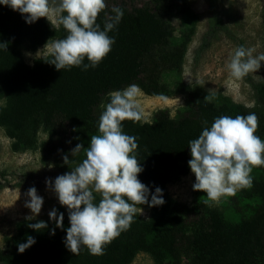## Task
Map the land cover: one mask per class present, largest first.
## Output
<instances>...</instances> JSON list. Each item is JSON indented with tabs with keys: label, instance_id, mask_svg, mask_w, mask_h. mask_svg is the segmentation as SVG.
Here are the masks:
<instances>
[{
	"label": "trees",
	"instance_id": "16d2710c",
	"mask_svg": "<svg viewBox=\"0 0 264 264\" xmlns=\"http://www.w3.org/2000/svg\"><path fill=\"white\" fill-rule=\"evenodd\" d=\"M223 1L209 3L207 26L194 50L195 59L221 35L244 47L231 27L232 8ZM106 5L97 18L101 30L114 15L113 7L124 12L120 23L108 33L115 39L111 51L95 68L60 71L41 57L27 63L23 50L35 51L47 40L64 38L67 32L63 26L57 27L45 17L28 24L18 11L0 5V42H7V50L0 48V99L4 100L0 127L10 140L12 152L39 151L42 164L52 163L64 174L86 158L91 136L100 134L99 117L112 91L136 84L150 96L184 95L191 101L194 115L174 118L158 110L150 122H122L123 132L138 138L136 158L143 168L138 179L149 188V199L156 187L162 189L165 203L137 206L147 215L137 214L130 228L108 244L101 256L91 255L84 246L78 255L68 250L64 243L70 226L68 209L57 204L54 208L64 214V228L56 227L49 216L17 220L15 232L3 239L0 264H131L140 253L149 255L155 264H182L181 247L190 252V264H264V166L253 168L249 197L256 200L257 207L248 215L232 216L204 203L200 216L187 226L166 188L169 181L190 170L188 142L198 138L203 127H210L216 117L235 118L254 112L259 119L255 134L264 140V80L245 77L252 92L249 106L183 81V65L199 21L190 0H145L140 5L109 0ZM175 9L184 24L178 35L169 21ZM84 63H89L87 58ZM206 95L210 101L204 99ZM203 120L208 124L203 125ZM40 133L45 137L40 139ZM78 143L84 148L72 154ZM65 155L68 164L64 163ZM12 174L0 168V190L33 187L27 183L36 177L33 172L23 173L14 182ZM95 195L98 203L100 196ZM38 220L48 227L36 231L27 226ZM29 236L35 243L19 253L17 245Z\"/></svg>",
	"mask_w": 264,
	"mask_h": 264
},
{
	"label": "clouds",
	"instance_id": "9594fccd",
	"mask_svg": "<svg viewBox=\"0 0 264 264\" xmlns=\"http://www.w3.org/2000/svg\"><path fill=\"white\" fill-rule=\"evenodd\" d=\"M0 5L18 11L28 24L45 17L57 27L63 26L67 32L64 38L47 40L35 53V57L41 56L40 60L54 65L58 71L97 67L115 43L108 33L124 15L120 7H113L114 15L107 18L101 30L97 18L107 7L105 0H0ZM0 48L7 50V42H0ZM85 58L89 63H84ZM262 61L264 53L253 56L251 50L239 46L227 67L233 78L241 80L260 69ZM141 91L136 84L112 91L110 102L103 106L99 117L100 134L91 136L86 158L71 171L58 175L54 182L45 180L46 187L68 209L70 226L66 228L64 243L73 255H78L82 246L91 255H104L105 247L127 231L134 217L143 212L137 206L165 203L159 187L149 199V188L138 179L143 171L136 158L138 138L122 130L125 120L149 122L138 100ZM204 99L211 98L206 95ZM202 124L207 125L208 121L203 120ZM258 126L254 112L235 118L222 115L214 118L210 127H203L198 138L188 142V166L195 176L192 188L206 194L205 204H219L221 197L235 196L239 190L253 187V168L264 166V140L255 134ZM82 148L78 143L71 153H79ZM63 160L68 164L69 157L65 155ZM95 194L100 196L98 203ZM26 195L30 199L25 207L31 215L25 219L33 220L42 210L43 197L35 187H30ZM48 216L56 227L64 228L63 213L58 214L53 208ZM27 226L36 231L48 227L43 220ZM34 243L35 239L29 236L25 243L17 245V251L23 253Z\"/></svg>",
	"mask_w": 264,
	"mask_h": 264
},
{
	"label": "rangeland",
	"instance_id": "374dc122",
	"mask_svg": "<svg viewBox=\"0 0 264 264\" xmlns=\"http://www.w3.org/2000/svg\"><path fill=\"white\" fill-rule=\"evenodd\" d=\"M143 1L145 0H129L130 3L137 5L142 4ZM211 1L190 0L191 8L199 14V21L183 65V81L190 84H199L210 92L227 95L234 101L249 106L251 105L252 92L245 77L236 80L231 76L227 67L237 48L236 42L221 35L212 41L210 46L195 59L194 50L206 29L209 3ZM223 2L226 5L230 4L232 8L231 27L237 38L243 41L244 48L251 50L253 56L264 53V30L262 28L264 0H224ZM169 21L173 26L174 33L178 35L184 24L177 9L170 13ZM50 23L56 25L54 22ZM44 45L38 47L35 51L24 48L25 61L31 64L34 58L41 57L39 55L35 57V53ZM248 75L255 80H264V61L261 62L260 69ZM138 100L143 109L144 118L149 122L153 120L158 110H165L174 118L184 115L191 116L195 113L191 101L184 95L171 97L150 96L141 91ZM3 102L4 100L0 99V105ZM44 137L45 134L40 133V139ZM0 168H5L14 173L11 177L13 182L21 179L25 172L35 174L36 177L29 179L27 183L33 184L37 194L43 197L44 201L41 212L35 218L48 217L49 211L60 204L55 193L46 187L45 180L50 179L54 182L55 178L62 175V173L52 163L42 164L39 151L12 152L10 150V140L5 136L2 127H0ZM251 175L255 177L254 169ZM194 182L195 176L189 170L185 175L173 178L166 186L187 226L200 216V205L204 204V200L207 198L202 191L193 190L192 185ZM28 189L10 186L0 190V248L4 246V237L15 232L16 221L31 215L30 209L25 207V202L30 199L26 195ZM249 194L250 189L239 190L235 196L221 197V202L212 206L222 208L232 216L248 215L253 213L257 207L256 200L250 198ZM141 214L143 216L147 215L144 211ZM180 258L182 264H190L191 262L190 252L182 247L180 248ZM131 264L155 263L149 255L140 253Z\"/></svg>",
	"mask_w": 264,
	"mask_h": 264
}]
</instances>
